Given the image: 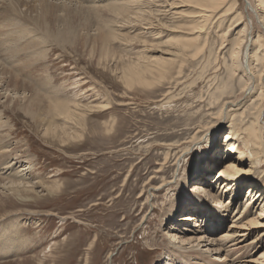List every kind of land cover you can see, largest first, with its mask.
Here are the masks:
<instances>
[{
  "label": "rangeland",
  "instance_id": "1",
  "mask_svg": "<svg viewBox=\"0 0 264 264\" xmlns=\"http://www.w3.org/2000/svg\"><path fill=\"white\" fill-rule=\"evenodd\" d=\"M112 1L115 0L66 1L69 7L58 12L59 20H53L50 28L65 29L69 25V31H61L68 40L55 37L59 31L47 29L51 38L47 36L40 44L37 61H28L24 68L20 57L11 63L3 60L4 55L0 57V122H5L0 127V152L7 151L10 159L0 157L11 164L18 161L16 166L25 168V181L35 185L28 191L21 187L15 192L0 188V232L9 231L1 242L10 246L0 247V264H203L201 257L178 256L185 252L178 245L187 250L195 246L182 241L192 235V230L187 232L183 227L196 228L194 222L175 221L179 228L173 223L171 229L163 213L174 199L186 196V190L199 183L196 178H200L202 174L198 173L204 167L211 170L202 177L207 183H200L210 186L208 192L221 190L214 176L225 167L222 136L233 127V119L243 115L249 124L260 115L264 123L260 90L243 94L244 59L240 55V66L236 68L232 59L234 42L249 22L248 17L252 19L254 36L259 33L264 41L258 19L245 7L250 1L264 17V0H233L226 15L207 21L199 31L202 36L197 43L203 44L206 38L205 45L197 50L194 43L183 54L178 53V39L196 34L190 31L194 23L189 24L186 16L170 18L175 19L171 23L167 19L158 21L160 24L154 21L151 28L143 23L145 20L135 19L136 14L131 13L134 17L129 20L124 11V19L120 17L113 25L115 38L108 39L102 47L97 40L98 26L113 13L99 6ZM149 1L138 0L129 6L130 11L141 9L144 17L145 13L151 14L156 6ZM26 3L32 6L37 0ZM183 7L186 10L187 6L180 8ZM230 27L235 28L224 38L222 35ZM10 29L13 34L19 31ZM29 30L25 41L40 35V31ZM25 53L32 52L29 49ZM257 53L262 55L264 47ZM159 56L172 58L164 75L145 73V82L150 84L135 80L126 83L131 71L127 60L146 62V58ZM253 65L255 71H260L259 61ZM31 78L47 83L44 93L71 105V119H55L60 126L59 137L45 132L46 120L37 126L21 109L28 108ZM21 80L28 81V85L22 87ZM23 90L27 94L24 98L19 96ZM229 101H235L227 108L230 117L219 119L222 105ZM239 141L236 134L237 144ZM247 164L246 159L245 167ZM254 180L263 191L264 163L256 164ZM208 192L199 195L211 199ZM253 193H249L248 186L242 188L233 206L229 204L233 212L237 206L232 216L244 209ZM228 200V195L223 194L222 206ZM207 202L212 207L215 203L220 206L217 201ZM257 205L253 204L250 212L257 213L261 207ZM188 213L179 212L178 217ZM230 222L231 217L225 216L222 227L209 238L218 237ZM262 229H251L246 244L258 241L254 246L241 250L232 246L237 248L230 251L232 258L256 259L260 263L254 264H264V235H257ZM206 232L198 235L207 237ZM15 233L24 236V241L16 240ZM230 244L226 243L228 247ZM199 248V252L206 249L201 245ZM214 253L203 255L204 259L213 264L226 263L219 261L222 253Z\"/></svg>",
  "mask_w": 264,
  "mask_h": 264
},
{
  "label": "bare ground",
  "instance_id": "2",
  "mask_svg": "<svg viewBox=\"0 0 264 264\" xmlns=\"http://www.w3.org/2000/svg\"><path fill=\"white\" fill-rule=\"evenodd\" d=\"M25 1L26 0H0V36H1L0 52H2L0 54V57L4 55V59L3 58L2 59L8 63H11L12 61L15 62L17 59L16 57H20L18 58V60L22 61L21 63L23 65V68L26 66L27 63L32 61L35 62L39 58V54H41L40 53L41 49L39 48L40 44L45 42L46 40L45 38L47 36L48 38H51L49 33L46 34V32L59 31V33L54 34V36L66 41L68 37L65 33L61 31L64 32L69 31V25H67V28L65 29L62 28L63 30L60 28L59 29L52 28L51 30L50 27H52L53 20L55 21L59 20L60 15L58 14V12L60 13L63 11V9H67L69 7L68 4H66L67 2H70L69 4H71V2L73 1L79 2V0H63V1L60 0L61 2H64L61 3L59 0H56V3H51L53 1L48 2V0H37L38 5L33 4L31 6V4L28 3L25 4ZM57 1L60 3H58ZM125 1L117 4L114 3L115 4L114 5L112 3L116 2L115 0L112 1L111 4L107 3L103 6L102 5L99 6V8L102 7V9H106V10L110 9L111 13H113V16L110 15L112 17L103 18L101 23H99V26L97 25L98 31H100L99 34H97V40L100 42V45H102V47L108 44L109 41L108 39L115 38V36L112 33L113 31H115L113 25L114 23H116L115 20L120 19V17L124 19L123 17L124 11L128 19L134 17L132 14H136V17H134L135 19L145 20V22L143 23L146 26L147 25L150 26L151 28L153 27L154 21L158 22V21H162L163 19H167V21L168 22L170 21L171 23L176 18L182 19L184 18V16H186L188 17L187 21L189 24L194 23L190 31L196 32V34L178 39L181 41V44L178 45L177 50L178 53L180 52L181 54H183L186 49L190 48L191 45L193 46L194 43L197 44V50L198 49L200 50V47L204 46L207 41L206 38H203V44H201V42L200 44L197 43L202 36L200 35L201 28L204 27L207 21L212 19H218L221 15H226L225 13L228 11V9H231L232 4L234 3L233 0H150L149 2H153L156 8L151 11V14L145 13L147 16L145 15L144 17L143 12H141V9L139 10L140 12L130 11L129 6L130 5L134 6V4L138 2V0H125ZM182 6H187L186 10H184L185 7L180 8ZM93 7L95 8L98 6H93ZM245 7L250 9V11L254 13L255 18L258 19L259 25L264 30V17H261L259 15L258 10L251 4L250 1H247ZM90 8L91 7H89L88 9L91 10ZM184 11L187 12L184 13ZM107 13L109 14V12ZM152 13L154 16L153 18L151 17ZM170 18H175V19H170ZM248 20L249 22H247L245 26H243V28L239 31L237 40L234 42L236 44V48L233 49L235 51H233L232 53V59L233 62L236 64L235 68L239 65L240 55L244 59V64L242 63L243 64L242 67L245 69L242 71V76L245 78L243 94L244 93L251 94V91L253 89L260 90L259 97L261 98V100H264V53H262V55H258L257 53V50L261 48V46L264 47V41L260 39L261 37L259 36V33H257L254 36L251 17H248ZM157 24L160 23L158 22ZM5 27L8 30H5L4 29ZM10 28L19 29V31L16 32L14 31L13 34ZM234 28L230 27L228 30H226V32H224L222 36L225 38L228 31L232 32V29L234 30ZM20 29H22V31H20ZM29 29H32V31H40V35H38L37 39L30 38L27 41L24 40L26 39L25 37L28 34H30ZM20 40L22 41L24 40L25 42H19ZM57 41L59 42V40ZM29 49L32 53L31 54L25 53ZM171 59L172 58L169 57L164 58L163 56H159L156 58L155 57L146 58L145 59L146 62L138 58L134 60H127L129 62L128 64L129 67L131 68V71L129 72V76H127L126 83L130 84L136 81L142 84H146V83L150 84V82H145L147 80V78H145V73L146 74L150 73L153 76L164 75L167 68L172 62ZM254 61H259L261 67L260 71L254 70L255 69L253 65ZM3 68L5 69V67ZM7 70L10 69L8 68ZM28 78L30 79V77ZM32 80L33 81H29L32 82L29 85L32 94H30V97L28 98L29 99L28 108L22 107L21 109H24L25 114H29L31 116V119L34 121V123L37 126H39L40 124L39 122L41 120L42 121L46 120L47 127L45 128V132L48 135L59 137L57 130L60 126L55 123V119L57 118L71 119L73 117L71 105L57 98L50 97L48 94L44 93L43 87L44 84L47 83H43L44 81L41 80L40 78H37L36 80H34L33 78ZM29 82L27 81L26 83ZM20 83H22L21 85L22 87L28 85L25 83V80H21ZM232 93L233 92L231 91L230 94ZM14 94L18 95L17 92ZM21 95H23L24 98L27 94H25V91L23 90L22 92L19 93V96ZM234 103L235 101L224 102L219 112V119H222L224 116L230 117L229 114L230 112L229 110H227V108L229 105H234ZM239 120L241 122L240 124H237ZM239 120L238 118L233 119V123H232L233 127L229 128L228 132L222 136L223 140L221 144L225 148L226 164L225 167L219 170V172L216 173V175L214 176V178L216 179L215 185L218 184V188L222 186L221 190L216 193H212V191L208 192V187L210 186L209 185L207 186L202 182L200 183V181H205V183H207L206 178H202V177H204L211 170L208 169L209 167L208 168L204 167L200 170V173H198V174H202L200 178H196L198 179L199 183H194L192 185L193 189L186 190L187 193L186 196L181 195L178 198L174 199L171 202L170 207L167 210H165V212L163 211L164 212L163 215L167 220V223L169 225L171 224L170 226L171 229H174V226H172L173 223L176 224L177 227L179 226V224L175 222L179 220L185 222L186 221L194 222L193 226L196 227L192 229L191 227H183V229L187 232H190L192 230L191 232L192 235L186 237L185 240L182 241L184 242L187 240L190 243H194L195 246H191L189 250H187V248L181 246L182 244L178 245L179 248L185 250L184 253L182 252L183 254L180 252V254L178 255L180 256L179 258L182 257L188 258L193 256L199 258L200 260L201 257L203 264H213V262L210 261L207 262L204 259L203 255L208 256L210 253L213 254V252H215L214 253L215 255H217V253H222L220 256H218L219 261L220 259H222L224 262H226L225 264L260 263V261L256 259H250V261H243L240 259V257L232 258V255H230L231 254L230 251H233V249H237V248H238L237 250L246 249L252 245L254 246V244H257L258 241L255 240L247 244L246 241L250 237L251 229L264 227V221L262 220L264 219V190L262 191V187H259V185H257V183L254 180L256 173V164L260 166V164L264 163V123H262V119L260 115L255 117L254 121H252L249 124L245 123L246 118L243 115H240ZM4 126H5V122L1 121L0 127H4ZM61 130L63 131V129ZM232 130L235 131L234 134ZM236 134L239 136L240 139L239 144H237L236 142ZM6 154H8L7 151L0 152V156L8 157L6 156ZM234 154H238V156L236 157L234 156ZM246 159L247 162H249V164H247L248 167H245ZM18 163H19L18 161L17 162L13 161L11 164L10 160L6 161L5 159H2V157H0V188L1 189L5 188L6 190L9 191L11 190L15 192L19 190L21 187L28 191V190H32V188L35 186L34 184L30 185L29 184L30 182L25 181L26 175L24 176V174L22 173L25 171V168L22 167L21 169H19L22 165L16 166L19 165ZM14 165L16 166L15 169H13ZM1 166L3 167L1 168ZM261 172H263V170H261ZM2 175L4 176L2 177ZM247 186L249 193L250 194L252 192L254 193L252 196H250L249 194V197L246 200L247 205L243 207L244 209L242 211L238 210L239 212H237L236 215L232 216V214H235L234 212L237 206L235 207V210L233 212V207L231 208L229 204H232L233 206L235 200L234 197L241 193L243 187H247ZM48 189L49 190L47 191L50 192L51 188L48 187ZM153 189L157 190L158 188L157 189L153 188ZM194 191H198V193L197 192L194 193ZM200 192H208L209 193L208 195L211 196V199L208 197L207 199H204L199 195ZM223 194L228 195L229 200L227 202L228 204L222 206L221 199ZM209 200H212L213 202L217 201L220 206H218L215 203V207H212L207 202ZM257 203H258L257 205L258 207L261 205L260 210L257 213L254 211L250 212L251 206L253 204L254 206H256ZM230 209H232L231 210L232 212L231 213L229 212L230 213L229 214L228 211H230ZM185 210L188 211L189 213L187 215H183V216L181 215L178 217V213L179 212L183 213V211ZM254 213L257 215H254ZM225 216H227V219L231 217L230 224L226 227L225 230L219 232L218 237L209 238V235L211 234L213 235L214 231H217L222 227L221 222L224 220ZM206 231L209 232L207 237L198 235V233L200 232L206 234L207 233ZM263 232L264 231H262L261 233L258 232L257 235L259 234L264 235ZM8 233H9L8 229L1 230L0 235L3 234V236L2 238L0 236V243H1L0 247L2 246L8 248L10 247L4 245L6 244V242L4 243L1 242L7 238L4 235ZM19 233H15L14 236L17 237L16 240H20V242H23L24 236L23 237L20 236ZM172 237L175 239L176 235H172ZM226 243H232V244H230L228 247ZM172 245L175 244L173 243ZM200 245L201 247H206V249L202 252H199ZM232 246L233 247L238 246V247L231 248ZM261 246H263V243L261 244ZM8 248H6L7 249L6 251H8ZM263 255L264 252L261 253V256Z\"/></svg>",
  "mask_w": 264,
  "mask_h": 264
}]
</instances>
